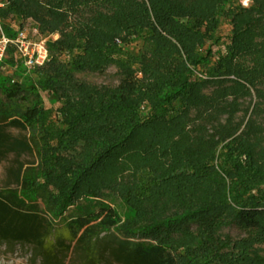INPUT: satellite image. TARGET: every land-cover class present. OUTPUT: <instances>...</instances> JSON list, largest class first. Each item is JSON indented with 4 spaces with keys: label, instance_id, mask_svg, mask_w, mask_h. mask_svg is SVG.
<instances>
[{
    "label": "trees",
    "instance_id": "obj_1",
    "mask_svg": "<svg viewBox=\"0 0 264 264\" xmlns=\"http://www.w3.org/2000/svg\"><path fill=\"white\" fill-rule=\"evenodd\" d=\"M1 1L8 34L31 19L58 38L34 83L0 80V159L37 155L0 190V241L41 246L59 223L60 247L117 236L116 264H264V0ZM111 66L112 89L76 78Z\"/></svg>",
    "mask_w": 264,
    "mask_h": 264
},
{
    "label": "rangeland",
    "instance_id": "obj_2",
    "mask_svg": "<svg viewBox=\"0 0 264 264\" xmlns=\"http://www.w3.org/2000/svg\"><path fill=\"white\" fill-rule=\"evenodd\" d=\"M241 4L243 6H248L250 3L249 0H241ZM5 24L13 26V29H17L19 22L7 21ZM220 25L217 36L227 41L232 29L230 20L228 18L222 19ZM55 36L56 38H54ZM45 38H48L47 41L51 42L52 40H56L58 35L51 34ZM140 47L141 43L137 42L127 48L132 54L136 55ZM222 49L223 47L220 45L214 47L215 51ZM5 62H7V60ZM38 76L37 70H27L24 67H16L15 64H0V80L9 78L10 80L30 85L37 80ZM76 78L80 82L83 81L95 87L102 86L111 89L116 87L120 81L119 73H117L116 68L113 66L108 68L103 74L82 72L76 74ZM39 94L43 107L52 111L51 119L54 122L57 116V110L62 106V102L48 91H40ZM1 98L2 96L0 93V99ZM239 117L242 118L243 115L240 114ZM261 123L264 127V116ZM200 124V122L195 123L193 128H196ZM7 132L16 138L24 137L21 132L14 128L8 129ZM36 166L37 155L35 151L20 155L11 153V155L3 157L0 159V190H12L16 188L15 174L19 168L26 170V168ZM109 203L122 220L132 215L131 209L129 210L128 205L117 195H111ZM39 204L40 208L44 210L43 204H41V202H39ZM45 217L48 216L45 215ZM61 229L62 225L57 223L53 229L54 231L47 236V240L41 246H36L31 243H8L0 241V264H116L109 253L111 251L110 249L117 245L118 238L112 235L111 232L102 233L99 238L93 240L87 248L82 245H77L76 242L70 243L69 236L65 234L63 236L64 246L60 247L59 243L54 244L53 242L54 238L59 236V231ZM222 233L229 235L232 239L244 236L243 233L236 229L226 228L222 230ZM67 247L68 250L66 251Z\"/></svg>",
    "mask_w": 264,
    "mask_h": 264
},
{
    "label": "built area",
    "instance_id": "obj_3",
    "mask_svg": "<svg viewBox=\"0 0 264 264\" xmlns=\"http://www.w3.org/2000/svg\"><path fill=\"white\" fill-rule=\"evenodd\" d=\"M5 6L0 0V9ZM8 29L10 34L5 31L0 21V64L11 59L16 67L37 70L48 63V38L41 35L37 24L27 19L17 29H13V26H8Z\"/></svg>",
    "mask_w": 264,
    "mask_h": 264
}]
</instances>
